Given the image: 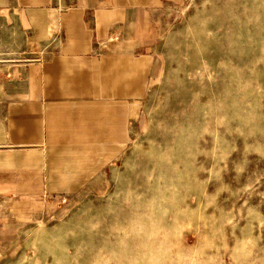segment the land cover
I'll use <instances>...</instances> for the list:
<instances>
[{
    "label": "rangeland",
    "instance_id": "374dc122",
    "mask_svg": "<svg viewBox=\"0 0 264 264\" xmlns=\"http://www.w3.org/2000/svg\"><path fill=\"white\" fill-rule=\"evenodd\" d=\"M166 14L105 185L0 187V264H264V0Z\"/></svg>",
    "mask_w": 264,
    "mask_h": 264
},
{
    "label": "crops",
    "instance_id": "0c3cea01",
    "mask_svg": "<svg viewBox=\"0 0 264 264\" xmlns=\"http://www.w3.org/2000/svg\"><path fill=\"white\" fill-rule=\"evenodd\" d=\"M183 4L0 0V187L105 185L119 109L154 84L166 12Z\"/></svg>",
    "mask_w": 264,
    "mask_h": 264
}]
</instances>
